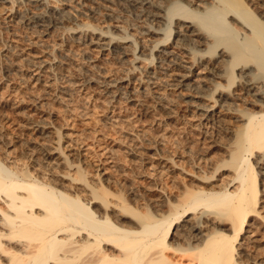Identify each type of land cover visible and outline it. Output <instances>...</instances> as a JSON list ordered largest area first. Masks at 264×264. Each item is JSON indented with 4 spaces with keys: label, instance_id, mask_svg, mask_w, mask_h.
<instances>
[{
    "label": "rangeland",
    "instance_id": "obj_1",
    "mask_svg": "<svg viewBox=\"0 0 264 264\" xmlns=\"http://www.w3.org/2000/svg\"><path fill=\"white\" fill-rule=\"evenodd\" d=\"M168 1L0 0V160L33 168L83 198L103 187L108 203L93 200V208L123 225L138 218L120 204L153 214L182 179L198 185L229 178L227 168L214 170L243 117L221 106L224 89L214 92L221 58L192 52L211 42L204 31L194 35L175 16L168 39L156 45ZM200 1L180 0L193 8ZM255 1L264 16V0ZM256 169L264 172V156ZM260 174L256 213L236 243L244 264H264ZM202 214L180 221L173 239L193 235L198 221L203 232L216 223L228 228L224 215Z\"/></svg>",
    "mask_w": 264,
    "mask_h": 264
},
{
    "label": "bare ground",
    "instance_id": "obj_2",
    "mask_svg": "<svg viewBox=\"0 0 264 264\" xmlns=\"http://www.w3.org/2000/svg\"><path fill=\"white\" fill-rule=\"evenodd\" d=\"M200 2L202 6L193 8L190 2L169 0L160 9L166 13L164 19L161 15L164 28H158L164 31V38L157 40L156 45L168 39L175 16L182 24L190 23L194 27L192 32L204 31L210 37L211 42L204 50L191 45L195 49L192 52L215 55V60L221 58L216 63L220 71L213 72L223 75L220 76L223 82H214V92L224 89L222 96L219 94L221 106L243 117L231 135L228 155L219 159L214 170L227 168L230 177L220 183L198 185L182 179L180 184L176 183L179 186L175 185L178 192L167 197L164 204L157 201L153 214L136 212L120 204L138 218V222L128 221L123 225L124 222L114 221L109 213L93 208V200L108 203V193L103 187L92 189L90 197L83 198L79 190L63 188L55 179L41 176L33 168L10 166L0 160V261L5 264H244L237 259L240 254L236 243L247 219L256 213L261 196L258 174L264 173L256 169L264 156V16L257 11L255 0ZM132 45L135 48L137 44ZM219 47L222 52L218 53ZM208 95L218 102L213 93ZM229 95L232 101L227 99ZM78 175L86 182L80 171ZM204 212L224 215L228 228L216 223L211 230L203 232L199 229L200 222L195 221L193 235L182 231V239H173L176 226H183L180 221H187L184 218L194 213L197 214L193 217L199 219Z\"/></svg>",
    "mask_w": 264,
    "mask_h": 264
}]
</instances>
